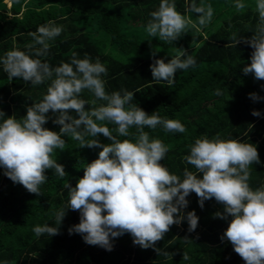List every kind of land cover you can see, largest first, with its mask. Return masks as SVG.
I'll return each instance as SVG.
<instances>
[{
  "label": "trees",
  "instance_id": "trees-1",
  "mask_svg": "<svg viewBox=\"0 0 264 264\" xmlns=\"http://www.w3.org/2000/svg\"><path fill=\"white\" fill-rule=\"evenodd\" d=\"M7 1L8 6L5 0H0V58L13 49L30 52L25 47L32 43L29 33L53 21L63 27V32L50 42L49 54L42 60L56 67L61 62H70L73 52L80 58L87 55L93 62L99 59L108 68V75L103 77L108 93L133 91L132 103L147 113L156 111L163 118L176 119L185 125L186 133L165 132L161 126L145 128L150 138H159L168 146L161 163L172 173L183 178L185 168L194 172L193 166L182 160L189 154L190 145L197 138L219 135L257 147L261 163L251 166L249 184L253 190L264 187V81L242 71L251 62L253 49L249 45L228 46L233 32L246 38L253 35L258 22V14L253 10L255 0H243L248 5L243 13L236 12L235 0H195L198 5H212V21L204 27L195 23L172 44L151 38L145 31L149 14L158 8L160 0ZM174 2L178 11L197 21L198 14L185 11L186 0ZM156 48L160 50L153 57L151 52ZM174 48H183L193 55L197 66L177 70L171 86L166 82L157 84L152 80L150 65L157 58L167 62L175 54ZM47 84L33 86L16 78L9 81L0 64V111L6 115L0 117V122L7 116L24 117L27 107L42 99ZM217 89L221 95L215 94ZM250 93L262 99L253 101ZM200 96L202 99L198 101ZM81 98L90 101L94 97L85 90ZM100 103L103 102H97ZM253 109L261 115L253 116ZM48 115L44 127L58 132L59 125L52 122L55 114ZM130 132L134 134L135 129ZM118 138L135 141L134 135ZM64 139L65 149L56 150L53 158L64 166L66 175L59 178L54 170H46L47 179L39 195L14 183L0 167V264H245L231 243L220 239L231 216L214 217L217 211L223 212V206L211 199L201 208L195 193L187 197L189 203L183 210L195 211L198 216L195 231H188L185 220L172 225L156 243L161 252H169L168 257L158 255L153 248L134 245L128 233L112 239L111 251L88 245L80 234H69V227L80 219V213L70 209H66L58 235L36 237L33 227L55 226L56 212L67 205L69 190L63 185L74 186L83 176V168L101 150L79 148L77 141ZM99 139L104 144L111 143L102 135ZM184 252L190 259H182Z\"/></svg>",
  "mask_w": 264,
  "mask_h": 264
},
{
  "label": "clouds",
  "instance_id": "clouds-1",
  "mask_svg": "<svg viewBox=\"0 0 264 264\" xmlns=\"http://www.w3.org/2000/svg\"><path fill=\"white\" fill-rule=\"evenodd\" d=\"M186 5V12L198 14L196 22L178 11L174 0H160L158 8L149 14L147 35L172 44L195 23L204 27L212 21V5H198L195 0H186ZM233 7L243 13L248 5L235 0ZM253 10L258 14L253 35L246 38L233 32L228 46L249 45L253 49L251 62L242 71L264 81V0H255ZM62 32V26L49 21L29 33L32 43L25 47L30 52L13 49L0 58L9 81L22 79L33 86L48 82L42 99L28 106L24 117L7 116L0 122V167L5 176L39 195L47 179L46 170H54L59 178L66 175L64 166L53 158L56 150L65 149L64 137L77 141L79 148L101 149L98 157L83 168V176L74 186L63 185L69 190V200L56 212L55 226L36 225L32 229L35 236L58 235L66 209H70L78 211L80 219L69 227V234H80L88 245L111 251L112 239L128 233L134 245L153 248L158 255L168 257L169 252H161L156 243L172 225L185 220L188 231H195L198 216L195 211H183L189 203L187 197L195 193L201 208L211 199L223 206V212L217 211L214 217L231 216L220 239L230 242L245 264H264V187L253 190L249 184L251 166L261 163L257 147L219 135L200 137L190 145L189 154L182 157L195 171L185 168L183 178L172 173L161 163L168 146L159 138H150L145 128L161 126L165 132L186 133L185 125L163 118L156 111L147 113L132 103L133 91L108 93L103 78L108 68L99 59L93 62L87 55L80 58L73 52L70 62L56 67L42 60L49 54L50 42ZM159 50H152L151 55L155 57ZM173 51L175 54L167 62L157 58L150 65L152 80L157 84L166 82L171 86L177 70L197 66L195 57L185 49ZM85 90L92 94V100L81 98ZM215 94L222 93L217 89ZM249 95L253 101L262 99L256 93ZM98 101L103 103L98 105ZM49 112L55 114L52 122L59 125L58 132L44 127ZM252 115L259 117L261 113L253 109ZM5 116L0 111V117ZM133 128L134 134L130 132ZM101 135L111 143H102ZM130 135L135 136L134 142L118 138ZM182 259H190L187 252Z\"/></svg>",
  "mask_w": 264,
  "mask_h": 264
},
{
  "label": "rangeland",
  "instance_id": "rangeland-1",
  "mask_svg": "<svg viewBox=\"0 0 264 264\" xmlns=\"http://www.w3.org/2000/svg\"><path fill=\"white\" fill-rule=\"evenodd\" d=\"M5 4H6V6H8V5H9V3H8V1H7V0H5ZM200 99H202V97H201V96H200V97H198V99H197V100L199 101ZM197 100H196V101H197ZM196 101H195V102H196Z\"/></svg>",
  "mask_w": 264,
  "mask_h": 264
}]
</instances>
